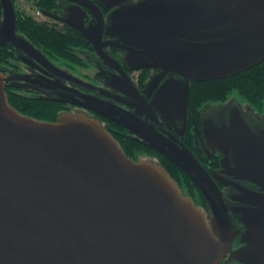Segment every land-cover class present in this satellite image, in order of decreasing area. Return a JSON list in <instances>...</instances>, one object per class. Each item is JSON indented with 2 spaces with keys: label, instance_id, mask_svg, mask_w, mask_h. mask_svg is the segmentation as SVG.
Returning <instances> with one entry per match:
<instances>
[{
  "label": "water",
  "instance_id": "1",
  "mask_svg": "<svg viewBox=\"0 0 264 264\" xmlns=\"http://www.w3.org/2000/svg\"><path fill=\"white\" fill-rule=\"evenodd\" d=\"M70 1L86 9L78 8L76 22L62 20L96 51L105 35L130 70L159 74L142 94L117 71L109 86L130 99L128 109L103 93L62 86L74 95L52 100L91 109L163 155L195 184L207 210L158 161L127 156L98 118L22 114L0 74V264H264V121L245 117L233 102V114L203 125L223 154L215 178L183 134L152 124L186 117L193 81L231 77L264 61V0ZM100 5L112 10L107 23ZM7 22L15 27L11 5Z\"/></svg>",
  "mask_w": 264,
  "mask_h": 264
},
{
  "label": "flooded vegetation",
  "instance_id": "2",
  "mask_svg": "<svg viewBox=\"0 0 264 264\" xmlns=\"http://www.w3.org/2000/svg\"><path fill=\"white\" fill-rule=\"evenodd\" d=\"M82 1L86 4L96 2L95 0ZM25 2L28 3L30 8L36 10L37 15L27 12L25 6L21 7L20 0H0V74L4 76L3 83L6 93L56 104L59 110L55 120L62 113L82 112L98 118L114 138L132 137V134L126 129L91 109L65 101L52 100H64L74 95L69 91L65 92L56 87L62 86L72 90H80L85 94L99 97H103L104 94L109 97H107L109 102L128 109L127 104L131 102L130 99L109 86L111 83L113 85L117 83V76L119 75L117 71H125L136 90L143 94L149 82L159 74V70L154 68L130 70V67L123 60L125 53L112 46L110 44L112 39L105 35L97 40L96 44L101 52L96 51L93 45L77 29L62 20L64 18L72 22L78 21V8L86 9V7L79 5L76 3L77 1L25 0ZM10 5L15 14L14 28H11L7 22ZM100 8L105 23H107L108 15L112 10H105L101 5ZM92 20L91 14L87 12L84 19L85 24L88 25ZM32 21L39 24L44 30L48 29L65 35L67 42L72 44L68 47L69 53L63 55L50 52L35 44L30 32V22ZM29 44L35 50L29 47ZM107 60H110L111 64L107 63ZM76 78L88 85L80 86L76 84ZM194 83L201 84L202 81L191 83L188 112L183 120L182 115H177L172 120L159 118V125L154 122L152 124L159 131L168 132L177 138L180 134H183L184 144L214 177V173L221 170L223 154L207 142L203 134V125L207 127L212 124L216 125L221 120H225L228 115L233 114L235 112L231 107L233 102L245 117L257 120V124L264 121V111L261 112L250 104L239 102L235 98L214 104H198L190 109ZM142 157L147 159V156H141V158L136 156V160H143ZM150 157L154 159L148 158V160L158 161L157 157ZM217 184L226 197L227 186L221 181H217ZM200 207L207 210L206 202L205 206Z\"/></svg>",
  "mask_w": 264,
  "mask_h": 264
},
{
  "label": "trees",
  "instance_id": "3",
  "mask_svg": "<svg viewBox=\"0 0 264 264\" xmlns=\"http://www.w3.org/2000/svg\"><path fill=\"white\" fill-rule=\"evenodd\" d=\"M30 32L34 43L41 48L63 55L69 53L68 47L72 46V44L67 42L65 35L48 29L44 30L39 24L33 21L30 22ZM230 98H235L242 103H248L261 112L264 111V61L231 77L202 81L201 84L194 83L192 86L190 109L194 105L220 103ZM8 100L10 105L19 112L40 120H55L59 110L56 104L44 103L15 94L8 95ZM116 140L120 143L127 156L134 160H136V156L144 153L157 157L158 162L167 169L172 178L179 184L180 188H184L185 186L191 187L189 188V193H186L181 188L183 193L192 197L197 206H205L202 195L191 179L163 155L148 148L130 136H122Z\"/></svg>",
  "mask_w": 264,
  "mask_h": 264
},
{
  "label": "rangeland",
  "instance_id": "4",
  "mask_svg": "<svg viewBox=\"0 0 264 264\" xmlns=\"http://www.w3.org/2000/svg\"><path fill=\"white\" fill-rule=\"evenodd\" d=\"M20 3H21V7H24L25 6V8H26V10H27V12H31L32 13V15H37V13H36V10H34V9H32V8H30V6L28 5V3H26L25 2V0H20ZM243 103H245V102H243ZM141 156H147L146 158L148 159H154V158H151L150 157V155H147V154H142V155H139V157L141 158ZM143 159H145L144 157H142ZM156 159V158H155ZM158 160V159H157ZM189 188H191V187H189V186H185L184 188H183V190L186 192V193H189L188 191H189ZM186 189V190H185ZM190 190H192V189H190ZM199 191V190H198Z\"/></svg>",
  "mask_w": 264,
  "mask_h": 264
}]
</instances>
